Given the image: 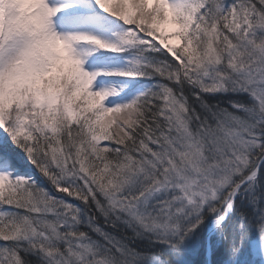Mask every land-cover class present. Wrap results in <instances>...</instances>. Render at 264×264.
<instances>
[{"label": "snow or ice", "instance_id": "6c2138e0", "mask_svg": "<svg viewBox=\"0 0 264 264\" xmlns=\"http://www.w3.org/2000/svg\"><path fill=\"white\" fill-rule=\"evenodd\" d=\"M0 264H264V0H0Z\"/></svg>", "mask_w": 264, "mask_h": 264}, {"label": "bare ground", "instance_id": "6f19581e", "mask_svg": "<svg viewBox=\"0 0 264 264\" xmlns=\"http://www.w3.org/2000/svg\"><path fill=\"white\" fill-rule=\"evenodd\" d=\"M171 30V26H166V31H170ZM169 43H175V41L170 40Z\"/></svg>", "mask_w": 264, "mask_h": 264}]
</instances>
